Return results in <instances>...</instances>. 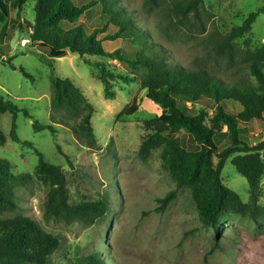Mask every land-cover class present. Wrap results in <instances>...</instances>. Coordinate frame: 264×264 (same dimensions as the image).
<instances>
[{
  "label": "rangeland",
  "instance_id": "1",
  "mask_svg": "<svg viewBox=\"0 0 264 264\" xmlns=\"http://www.w3.org/2000/svg\"><path fill=\"white\" fill-rule=\"evenodd\" d=\"M87 1L78 0L79 3ZM170 1L156 6L147 0H120L127 9L135 11L137 24L149 30V40L167 49L172 62L206 69L225 80L248 76L247 72L235 68L239 58L229 64L217 57L211 41L217 32L229 31L242 24L250 12L264 7V0H203L198 12L189 14L183 22L167 15L165 8ZM33 6L34 0H24L19 8L14 0H9V17L0 23V47L5 43L10 45L8 54L0 51V98L11 100L33 116L19 113L17 134L20 142H13L9 137L11 115L8 112L0 115V129L7 136L6 143L0 145V158L10 162L14 174H32L26 186L16 189L17 210L0 214V218L26 215L48 232L60 235L61 245L52 255L50 264H79L90 254L102 255L106 264H264V216L257 220L231 216L217 232L204 226L189 189L178 188L163 167L160 149H155L145 160L137 155L148 132L143 121L159 116L162 108L145 96L138 83L109 81L108 87L114 91V97H105L104 83L95 62L106 71L124 70L115 60L99 55L81 57L68 52L54 60L51 67L47 62L49 57L29 41L35 16ZM106 21L101 6L96 5L84 13L79 23L91 32L95 28L103 29ZM9 29L13 33L7 38ZM116 31L117 28L109 24L98 38L103 39ZM246 38L251 49L264 44V11L258 14ZM246 38L236 42L243 46ZM103 47L107 52L118 48L124 55L134 57V47L128 38L105 39ZM8 56L10 63H3ZM52 72L70 79L95 106L91 122L97 148H89L78 141L71 123H52ZM133 98L137 100L138 110L129 116H119ZM210 104V100L203 98L197 107ZM208 111L211 113L210 108ZM35 120L53 124L55 131H36ZM240 139L249 145L264 140V122H254L252 128L242 123ZM24 141L31 142L32 146ZM215 142L218 150H223L229 144L227 133H220ZM36 150L46 162L61 166L70 203L106 198V217L91 225L46 219L43 205L49 186L33 175L38 163ZM217 161L214 156L212 164L215 166ZM221 178L243 202L248 201V182L232 165L231 158L225 162ZM172 191V199L162 204L159 199ZM259 203L264 206V176Z\"/></svg>",
  "mask_w": 264,
  "mask_h": 264
},
{
  "label": "trees",
  "instance_id": "2",
  "mask_svg": "<svg viewBox=\"0 0 264 264\" xmlns=\"http://www.w3.org/2000/svg\"><path fill=\"white\" fill-rule=\"evenodd\" d=\"M147 1L159 6L165 0ZM22 3L24 0H14L18 8ZM202 4L203 0H171L169 6L164 8L168 10V16H176L178 22H183L189 14L197 13ZM96 5L101 6L107 21L103 29L95 28L87 32L79 20ZM33 7L35 16L30 26L29 41L49 57L47 62L50 66L68 52L81 57L99 55L115 60L124 70L106 71L95 62L104 83L105 97H114V91L108 87L109 81L138 83L145 96L162 108L159 116L143 121V127L148 132L139 145L137 155L145 160L155 149H160L163 167L178 188L189 189L204 226H210L217 232L231 216H244L252 220L264 216V206L259 203L264 176V140L249 145L240 139L242 123L252 128L254 122H264V44L251 49L246 38L264 7L250 12L242 24L233 26L229 31L217 32L211 41L217 57L229 64L239 58L235 68L247 72L248 76H237L231 80L203 68H188L172 62L167 49L149 40V30L137 24L135 11L127 9L120 0H88L85 3L78 0H34ZM9 9V0H0V23L9 17ZM109 24L115 26L117 31L103 39L98 38V34L104 32ZM19 27L22 25L19 24ZM12 33L9 29L5 36L10 38ZM244 37L243 46L238 45L236 40ZM118 38L129 39L134 47V57L124 55L118 48L112 52L104 50L103 40ZM1 50L4 55L8 54L9 43L0 47ZM10 61V56L2 60L7 64ZM23 73L29 77L28 73ZM203 98L210 100L211 104L197 107ZM50 109L52 123H71V130L78 141L89 148L99 146L91 122L95 106L70 79L53 72ZM137 110V100L133 98L119 112V116H129ZM6 112L11 115L9 137L13 142H20L17 134L18 115L23 112L26 117L33 116L11 100L0 98V115ZM58 117L59 120L56 119ZM33 126L36 131H55L53 124H42L37 120ZM220 133H227L229 141L221 151L215 142ZM6 140L7 136L0 129V145H4ZM24 144L32 146L29 141H24ZM36 152L38 163L33 175L49 186L43 205L46 219L91 225L106 217V198L70 203L61 166L46 162L42 153ZM214 156L218 159L215 166L212 164ZM229 158L237 172L248 182L247 202H243L222 181L221 171ZM31 179L30 173H12L10 162L0 158V214L17 210L16 189L26 186ZM173 196L172 191L159 200L166 204ZM60 245V235L48 232L29 216L18 214L0 218V264H50L52 255ZM79 264L106 262L102 255L90 254Z\"/></svg>",
  "mask_w": 264,
  "mask_h": 264
},
{
  "label": "crops",
  "instance_id": "3",
  "mask_svg": "<svg viewBox=\"0 0 264 264\" xmlns=\"http://www.w3.org/2000/svg\"><path fill=\"white\" fill-rule=\"evenodd\" d=\"M88 98V97H87Z\"/></svg>",
  "mask_w": 264,
  "mask_h": 264
}]
</instances>
